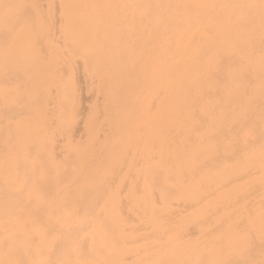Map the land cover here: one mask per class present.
I'll list each match as a JSON object with an SVG mask.
<instances>
[{
	"label": "bare ground",
	"instance_id": "1",
	"mask_svg": "<svg viewBox=\"0 0 264 264\" xmlns=\"http://www.w3.org/2000/svg\"><path fill=\"white\" fill-rule=\"evenodd\" d=\"M4 1L9 2L4 15L9 22L7 34L12 22V32L20 24V15H31L16 46H25L30 52L35 44L46 47L41 35L44 28L38 26V15L31 8L33 0ZM65 1L62 30L80 36L84 30L81 21L75 19L78 6L74 0ZM107 3L110 15L95 21L96 37L85 46L77 42L74 48L89 75L97 81L90 88L94 92L87 107L91 109L87 134L83 142L72 144L73 149H64L72 165L67 175L64 165L56 163L55 168L53 154L49 152L52 142L44 140V152L53 169L49 173L52 186L43 199L33 200L32 207H40L41 212L50 208L53 214H40L30 221L33 231L30 241L38 237L34 230L41 227L37 249L27 251L25 247L23 251L13 241L9 256L13 264H126L120 258L132 252L136 264L137 259L144 258L138 251L152 248L144 264H224L219 230L215 234L208 231L203 244L197 240L185 245L170 243L172 210L160 211L157 207L155 220H164L160 230L155 221L147 222V213L142 209L139 226L146 231L134 240L130 236L126 239L124 231L131 230L128 211L134 213L118 206L123 182H129V177H120L119 172L124 160L132 159L123 150V144L127 143L128 134L134 138V131L148 125L154 127L149 142V158L154 161L150 199L156 195L167 203L164 201L174 197L179 175L182 177L189 170L187 162L194 163L189 172L197 173L204 164L211 166L212 155L220 147L224 153H231L235 149L234 139L238 137L245 144L248 138L244 131L254 124L264 125V116L254 114L257 109H264V0H210L200 16L190 8L189 0H107ZM67 9H72V13ZM51 17L48 10H43L40 25H48ZM66 20L77 22V31L66 29ZM53 63L49 58L45 61L35 58L25 67L10 71L21 75L42 68L47 73ZM56 65L64 69L63 85L47 93L46 83L31 82L24 86V94L16 98L22 109H46L45 105L60 104L58 109H62L64 120L72 121L71 110L81 109L80 92L69 81L70 70L65 64L58 61ZM0 109H11L3 105L1 93ZM145 109H153L158 115L147 116ZM220 109L224 111L216 117L214 111ZM165 110H170L169 119L160 114ZM211 116L213 119L209 120ZM117 120L122 148L110 153ZM198 128L202 130L197 132ZM259 149L253 150V156L263 159L264 153ZM139 159L141 175L135 186L140 196L146 192L142 179L148 165L142 157ZM233 168L235 171L236 166ZM84 177L88 178L87 183L71 192L65 191L64 187ZM113 177H116L114 184ZM179 184L186 186V180ZM201 196L206 198L204 193ZM124 201L127 207L137 210L130 197ZM221 203L220 199L215 206L219 208ZM216 211L212 207L207 209L208 222L215 228L222 224L213 216ZM193 216L182 217L178 229L202 223L198 218L193 220ZM90 225L94 228L88 229ZM82 231L92 235L91 241L83 239ZM149 235L155 239L153 243Z\"/></svg>",
	"mask_w": 264,
	"mask_h": 264
},
{
	"label": "rangeland",
	"instance_id": "2",
	"mask_svg": "<svg viewBox=\"0 0 264 264\" xmlns=\"http://www.w3.org/2000/svg\"><path fill=\"white\" fill-rule=\"evenodd\" d=\"M65 0H33L31 8L38 15L37 23L44 38L46 47L35 44L33 52L29 48L17 47L16 42L26 32L23 28L28 26L29 20L27 14L20 15L22 20L13 30H8V23L4 15L9 2L0 0V31L4 30L0 36V82L2 94V103L11 109H0V264H13L9 256V245L15 241L23 249H37V242L41 240V227L34 230L38 236L31 240L33 234L30 229L32 217H38L40 214L52 215L50 208L40 211V207L33 208V200L39 201L51 189L50 172L53 169L50 166V160L45 154L44 140L51 141L50 151L53 154V162L63 166L65 175L71 172V163L66 159V148H72V144L83 142L87 134V119L91 116L90 105L93 90L90 89L97 85L95 78H92L83 59L74 52L77 42L85 46L86 42L96 37V23L100 16L109 17L107 0H74L78 8L75 19L81 21L82 33L72 35V33L63 32L64 21H61V15L66 6ZM210 3V0H189L190 8L199 14ZM48 10L51 18L48 25L41 26L43 23L41 15L43 10ZM21 11V10H20ZM24 11V9L22 10ZM72 13V9H67ZM201 13V14H200ZM77 22L66 20V29L77 31ZM11 37H13L11 39ZM87 50V49H84ZM37 58L38 60L51 59L54 63L47 73L42 68L36 69L33 73L15 74L10 70L13 68H22ZM61 61L70 70L69 81L75 88L79 89L80 108L71 110V120L65 121L62 109L58 105H45L46 109H22L17 101L18 95L24 94V86L35 82L36 84H47L46 92H53V89L63 85L64 69L56 62ZM67 76V75H66ZM65 78V77H64ZM49 101V100H48ZM36 103V102H35ZM47 103V102H46ZM147 116L157 114L153 109H145ZM224 110H215L214 113L219 116ZM165 119L171 117L170 110L160 113ZM258 117L264 116V109H257L254 113ZM117 115V119H118ZM209 120L213 116L208 117ZM208 118L206 117L207 121ZM72 126V127H71ZM157 126V125H156ZM202 128H198L197 132ZM67 131V133H65ZM154 127L146 126L143 130L134 131V138L128 134L127 143L123 144V150L131 154L132 159L124 160L123 168L119 176L129 177V182H123L122 192H119L120 203L130 211L129 222L131 230L127 229L124 233L134 240L138 234L146 229L139 226L141 215L140 212L147 213V222H156L163 230L164 220H155V212L172 210L171 233L168 236L170 243L178 242L185 245L189 241H202L207 239L208 231L212 234L216 230L221 231L222 247L224 249V264H264V158L253 156V150H259L264 153V125L262 123L254 124L249 130L244 131L245 138H248L245 144L240 142L237 137L234 139L235 149L231 153H224L223 147H220L212 155L211 166L205 164L197 173H190L193 167L192 162H187L189 170L184 176L178 177L175 185L174 197L167 203L161 202L158 196L150 199V180L153 173L154 161L149 158L150 139H152ZM238 134L241 131L236 130ZM249 132V135H248ZM102 134V132H100ZM100 139L105 137L98 135ZM113 143H110V153L120 145L121 131L117 120L113 133ZM209 142V140L207 141ZM142 157L148 165V171L143 172V185L146 192L139 196L135 184L141 174ZM188 160V159H187ZM233 166H236L235 171ZM224 172H223V170ZM87 177L82 181H74L64 187L65 191L71 192L75 187H80L87 183ZM186 180V186L179 184ZM116 177L112 178V184ZM168 185L172 183L166 181ZM201 193L206 195L202 199ZM130 197L134 200L137 210L127 207L124 199ZM222 200L221 206L217 208L216 201ZM108 200V199H107ZM105 202V201H104ZM109 203V200H108ZM138 205V206H137ZM193 205V207H192ZM139 207V208H138ZM208 207L216 208L218 212L213 215L220 219V227H212L208 222ZM144 209V210H142ZM26 210L27 213H26ZM188 215L193 216V220L200 219L202 223L186 225L180 227V219ZM147 226V225H146ZM145 226V228H147ZM94 228V225L87 227ZM179 230V231H178ZM200 230L204 233L200 234ZM81 236L86 241H91L92 235L87 231H82ZM153 243L151 235L148 236ZM130 243H133V241ZM79 245V242L76 243ZM12 249V248H11ZM15 249V248H14ZM18 254V250L15 249ZM67 251H72L68 249ZM85 252V250H83ZM149 248H142L138 253L144 258L137 259L136 264H144L149 258ZM81 255L85 256V253ZM81 257V256H80ZM121 261L126 264H134L135 255L132 252H126L121 256Z\"/></svg>",
	"mask_w": 264,
	"mask_h": 264
}]
</instances>
